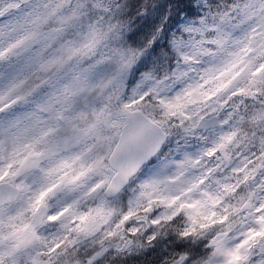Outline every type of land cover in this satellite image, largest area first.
<instances>
[{"label":"snow or ice","instance_id":"obj_1","mask_svg":"<svg viewBox=\"0 0 264 264\" xmlns=\"http://www.w3.org/2000/svg\"><path fill=\"white\" fill-rule=\"evenodd\" d=\"M0 264H264V0H0Z\"/></svg>","mask_w":264,"mask_h":264}]
</instances>
